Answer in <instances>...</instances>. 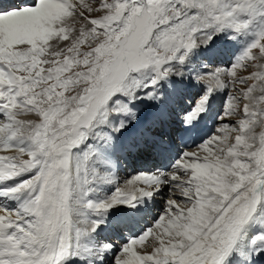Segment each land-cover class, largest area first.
Instances as JSON below:
<instances>
[{"label": "bare ground", "instance_id": "1", "mask_svg": "<svg viewBox=\"0 0 264 264\" xmlns=\"http://www.w3.org/2000/svg\"><path fill=\"white\" fill-rule=\"evenodd\" d=\"M5 2L8 5L10 2L16 4V0H4L3 3L6 6ZM32 3L36 6L30 7ZM28 4L30 6H27ZM63 6V0H27L23 8H18L19 10L15 8H11L7 12L0 10V116L2 118L0 119V236L8 235L9 237V240H0V254L5 253V259H7L6 262L3 261L0 264H105V262L109 264V260L113 256H110L113 251L110 249L115 246L110 248L108 245L106 250L101 251V248L97 250L99 246L96 243L99 235L106 230V224L117 227L119 233H123L121 238L125 234L129 242L128 245L121 247L122 259L118 260L117 264H209L216 256L215 254L224 248L228 239L232 238V244L226 250V255L223 258L224 264L229 256L237 252L235 247L239 241L242 244L238 254L240 259H244L242 262L238 259L232 264H264L259 261V258L253 260L251 252L264 253V244L261 243V237H264L263 182L260 181L252 186L245 183L244 188L235 194V190L239 187L234 189L229 184L231 175L228 170L230 164L236 163L231 156L233 153L219 159L214 149L210 148L208 152L203 153L207 147L202 148V146L197 153L201 160L197 162L194 158L196 157L195 148L184 149L180 143L184 132L195 123L201 124L198 132L199 139H203L205 131L202 130L203 126L206 127V131L209 130L208 121L213 118V114L219 107V104L214 100L213 93L218 88H225L221 82V80L223 81L222 76L209 72L199 74L202 70L200 68L206 70L209 68L200 67L197 70L192 64L182 72L189 78L188 80L193 82L189 93L187 87L183 89V91L186 90L185 95L189 97V100L185 101L187 103L191 102L190 100L192 103L194 102V98L197 96L192 98L194 90L201 89L202 95L197 99L195 107L191 104L188 106L185 118L176 129L166 126L164 115L160 110L154 111L158 115L152 116L153 121H150L149 124L146 120L140 119L137 113L133 112L132 114V111H136L134 102L126 110V116L130 117V120L132 117V121L126 122L125 128L118 129L115 124L117 118L110 119L108 130L103 129L101 134L105 138L104 145L108 144L107 148L110 146L109 155L107 156L105 149H101L104 145L98 146L97 155L94 153V158L98 160V168L101 166L99 168L101 173L107 174L105 177L107 180L96 181L97 189L102 190L100 194L97 195L95 190L85 189L86 187L82 185L83 181L81 182L83 175L81 178L80 173L78 175V171L86 172V170L82 171L85 168V163L86 169H88L92 161L93 163L97 161L89 160L85 155L79 161L78 153L74 147V149L71 148L72 150L64 149L61 158L63 162L60 163L50 153H47L45 157L36 156L37 153L35 154L33 149L35 148L33 137L28 139L24 128L34 123H42L43 116L44 119L46 116L45 113L41 114V121H38L33 115L32 109L29 111L27 110L29 108L26 109V106H23L22 102L25 101L21 99L22 90L21 87H18V78H15L19 69L16 71L14 67L13 70L10 65L14 66L15 63L23 61L24 57L28 56L27 53L32 55L33 53L31 52V54L28 48L35 51L40 49L44 52L43 49L46 47L51 51L63 47L66 39L64 33L57 36L58 28L62 23H68L67 19L70 17L65 16L64 13L69 14V10H71L68 8L65 12L61 9ZM45 35L51 40L47 44H42L41 40ZM21 40V47L25 52L17 50L16 44ZM228 41L229 49L235 41L231 39ZM224 44L221 45L219 42L210 44L213 46L212 53H216H213L214 55L208 61L216 65L214 57L220 55V50L221 52L226 51ZM204 45H206L204 41L199 42L200 50ZM226 55L229 56V53L227 52ZM201 56L204 57L203 53L196 60L201 59ZM205 61L203 60V65L209 63ZM170 88L175 89L174 86ZM102 98H104V94L99 93L93 99L90 112L81 121L82 126L95 127L93 114L100 106ZM185 101L182 102L185 104ZM159 105L164 106L162 102ZM245 121L250 122L248 119ZM157 122L164 124L162 133L165 136L169 133L167 140L164 139L165 146L159 142L158 136L162 128ZM154 124L155 126L152 127ZM171 129L175 131H171ZM250 129L252 136L256 137L259 134L253 130L252 123ZM95 131L100 136L102 129L95 127L93 132ZM136 137L138 144H142L141 141L151 142L155 150L152 149L153 146L149 145L150 150L147 152L153 157L161 156V163L159 160V164L156 165L154 159H150L145 150L140 153L137 150L135 152L134 139ZM96 142H99V139ZM253 143H245L242 146L249 147ZM140 144L137 147L138 150L142 146ZM200 151L203 152L199 155ZM113 152L118 156L121 154L124 163L121 164ZM242 152L246 157L247 153H244L246 151ZM137 154H139V158L146 157L140 166L138 158L134 160V156L136 157ZM33 155L37 159L32 157ZM113 158H116L120 165L113 161ZM190 158L192 161H184V159ZM61 163L64 164L66 177L69 178V183L62 187L49 180L58 174L57 169L62 167ZM134 163L139 168L135 167ZM104 164L105 167H103ZM185 164L190 165L188 168L192 166L193 177L201 178L200 176H202L205 178L206 175H212L209 177L210 179L206 177L210 188L201 194L196 188L188 187L183 191L188 192L187 195L190 198L176 195V197H180L181 202L177 201L178 199L165 198L169 194V185H173L174 181L169 180L168 176L165 177L167 168L176 166L179 169ZM151 167L153 173L150 175ZM118 168L121 169L122 175L130 178H121V174L117 175ZM155 169L156 172H154ZM142 170H145L146 173H141ZM23 173H27L28 176L22 178ZM87 177L89 178V175ZM93 178H96V175H92V181ZM89 186L95 187L94 184ZM72 191H74V198H79L77 202H72ZM125 196L136 199L131 198L129 199L130 203H126ZM208 196H211V199L207 200ZM216 196H220L217 202L215 201ZM202 197L205 198L202 199ZM164 199H166L165 206ZM135 204H139L138 209L136 206L132 207ZM113 205L125 206L129 209L126 212L129 213L123 209L122 212L114 211L116 209L111 208ZM160 205L162 207L169 206L167 213L170 211L172 215L178 216L177 219L182 224H175L170 214L168 216L164 215L165 213L161 214V211H158ZM106 206L110 209H104L101 214L97 213V207L104 208ZM85 207H89L90 212L80 210ZM77 213L80 214V217L75 218ZM95 218L100 219L97 221ZM36 220H39L37 224H35ZM150 225L151 227H148ZM30 226H37L39 230L32 232L29 229ZM82 229L89 231L85 242L81 241L80 237ZM10 231L17 232L15 237L10 236ZM64 234L66 237H63ZM109 234L111 235L110 245L114 243L120 247L122 244L118 243L113 233L108 231L104 234L107 240H109ZM149 240L150 244L147 247ZM81 246L83 249L77 251ZM143 249H148L149 252L140 253ZM82 250L83 252L79 253ZM81 254L84 257H81Z\"/></svg>", "mask_w": 264, "mask_h": 264}, {"label": "rangeland", "instance_id": "2", "mask_svg": "<svg viewBox=\"0 0 264 264\" xmlns=\"http://www.w3.org/2000/svg\"><path fill=\"white\" fill-rule=\"evenodd\" d=\"M63 5L61 8L63 11L71 9L69 14L64 13L70 17L67 19L68 23H62L58 28L57 36L64 33L66 39L63 47L53 51L46 47L43 49L44 52L28 48L33 56L27 53L28 56L24 57L23 61L15 63L14 66L10 65L13 70L14 67L16 71L19 69L15 78H18V87L22 90L21 99L25 101L22 102L23 106L29 108L27 109L29 111L32 109L38 121H41V114L45 113L46 116L45 119L43 116L42 123H34L24 128L26 137L28 139L33 137V145L37 148H33L36 156L45 157L50 153L60 163L63 162L61 158L64 149L74 147L80 157L79 160L85 155L89 160L97 161L96 164L92 161L88 169L85 163L82 171L86 172L80 174L83 175L81 179L85 189L89 188L95 190L97 195L100 194L102 190L97 189L96 181L107 180L105 179L107 174L101 173L99 169L101 166L98 168V160L94 158V153L97 155L98 146L105 144V138L101 134L103 129L108 130L110 119L117 118L115 124L118 129L125 128L126 122L132 121V117L130 120V117L126 116V110L134 102L141 108L139 111L141 118L153 121L151 117L158 115L154 111L160 110L166 126L178 127L185 118L188 106L191 104L195 107L197 99L202 95L201 89L194 90L192 98L197 95L194 102L192 103V100L186 102L189 97L185 95L186 90L183 89L187 87L189 93L193 82L182 72L194 64L197 70L200 67L209 68V70L200 68L202 73L199 74L209 72L222 76L221 82L225 86L213 93L219 107L209 120L210 130L204 139L199 141L200 144L195 143L190 148L191 150L195 148V161L201 160L197 153L202 146L208 150L200 151L199 155L201 152H208L210 148L216 151L219 159L233 153L231 156L236 163L230 164L228 170L231 175L229 184L234 189L239 187L235 194L244 188L245 183L252 186L262 181L264 187V0H63ZM33 6L36 4L32 3L30 7ZM10 7L19 10L18 8H23L24 5L16 1V5L12 4ZM46 36L42 38V44H47L51 40ZM229 39L235 43L228 49ZM200 41L206 44L201 50ZM21 42L22 40L16 44L19 51L24 50ZM216 42L221 45L225 43L226 51L220 50V55L214 57L216 63L214 65L208 60L216 53H212L213 46L210 44ZM227 52L229 56L226 55ZM201 53L205 58L201 56L197 61ZM202 58L209 63L203 65ZM172 86L175 89H171ZM99 93H103L104 98L93 114V124L102 129L101 137L97 131L93 132L94 126L91 128L81 125L83 124L81 121L90 112L93 99ZM160 102L164 106L159 105ZM133 112L138 114L135 110L132 114ZM245 119L250 122L247 123ZM149 121L146 122L149 124ZM251 123L253 130L259 133L256 137L251 134ZM163 126L161 123L160 127ZM156 127L160 131L157 124ZM160 132H163V128ZM158 138L159 142L165 145L164 139L167 140V136L159 135ZM97 139L99 142H96ZM136 139L137 137L134 139L135 152L137 150L140 153L137 148L140 143L138 144ZM250 142H254L253 145L242 146ZM107 145L101 149H105V153L109 155L110 146L107 148ZM140 145L146 147L151 145V142ZM152 149L155 150V147ZM242 151H246L244 152L247 153L246 157ZM113 155L118 154L113 152ZM36 156L32 157L37 159ZM139 157L137 154L136 158ZM154 157L150 159H154L156 165L159 164V160L161 163V156ZM117 160L121 164L124 163L119 157ZM117 160L113 158V161ZM143 162L144 160L139 162V166ZM188 166L190 165L185 164L179 169L171 166L166 170L165 177L168 176L169 180L174 181L173 185H169L168 197H165L164 193L165 198L178 199L177 201L181 202L179 196L190 198L188 192L183 191L188 187L196 188L201 194L210 188L207 179L212 175H206L207 179L202 176L193 177L192 166L189 168ZM58 169H61L60 175ZM58 169V174L52 176L54 179L51 177L49 180L62 187L69 183V178L66 177L64 164ZM151 173L152 171L149 174ZM93 174L96 178L92 181ZM118 174H121L120 168L117 169ZM120 177L126 178L122 174ZM90 184H94L95 187H88ZM177 194L179 196L176 197ZM219 197H215L216 202ZM131 198H128V201ZM150 199L152 200L151 197ZM209 199L211 196L207 197V200ZM191 200L193 201L192 198ZM164 206L160 205L158 211L167 216L170 214L175 224H182L178 221V216L172 215L170 211L167 213L169 206H166L167 208ZM117 207L118 205L111 206L112 209ZM105 209L110 208L106 206ZM109 226L106 224V230L114 232V238L122 245L120 247L114 243L110 245L109 238L108 243L103 246L98 239L99 247L96 249L101 248V251H104L108 245L110 248L115 246L116 249H110L114 252L110 254L113 256L109 264H117L118 260L122 259L121 247L128 245L129 242L126 237L120 241L121 233L116 227ZM106 230L101 234L104 235ZM148 242L147 247L150 240ZM143 252L149 251L148 249L140 251L142 254Z\"/></svg>", "mask_w": 264, "mask_h": 264}]
</instances>
